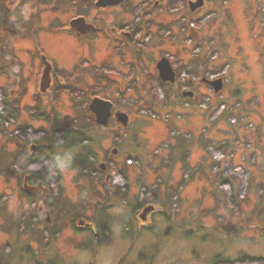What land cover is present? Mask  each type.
I'll use <instances>...</instances> for the list:
<instances>
[{
    "label": "rangeland",
    "instance_id": "374dc122",
    "mask_svg": "<svg viewBox=\"0 0 264 264\" xmlns=\"http://www.w3.org/2000/svg\"><path fill=\"white\" fill-rule=\"evenodd\" d=\"M229 5L231 22L221 19V32L215 34L221 38L214 61L219 60L225 69L223 89L215 92L202 86L195 89L198 97L188 99L181 98L174 88L160 99L139 82L135 83L137 91L126 92L123 88L127 83L120 78L113 82L114 94L112 90L109 97L129 118L127 130L109 126L108 132L97 129L91 136L98 161L117 146L112 136L123 139L116 161L125 166L121 177L129 194L120 213L112 215L106 236L72 226L73 221L79 225L80 219H96L92 209L98 204L96 194L90 192L87 209L92 208H85L77 183L81 176L75 171L61 172L64 211L50 215L45 231L42 215L29 221L32 212L20 194L22 174L12 167L7 171V167L12 166L13 153L20 146L11 134L16 126L50 131L63 125L66 117H77L78 112L89 116L86 104L72 102L68 92L60 91L52 101L54 87L47 94H36L42 59L27 53L28 47L37 43L49 62L68 73L83 58L103 64L108 49L98 42L93 51L77 52L57 44L52 37L41 36L37 42L13 38L14 46L20 49L19 58H0V86L19 101L20 112L8 128L0 123V264H208L216 253L264 257V0H231ZM70 83L85 91L91 79L86 74ZM203 96H208L204 103ZM32 107L45 110L47 116H34ZM173 131L177 140L171 141ZM237 139L240 143L252 141L235 147ZM167 140L169 144L177 141L179 149L173 150L169 169H157L169 154L170 150L162 148ZM208 145L223 150L224 156L210 155ZM183 158L181 165L178 162ZM227 161L228 171L224 166ZM185 172L186 181L182 177ZM243 174L249 176L246 186ZM112 177L116 180L117 174ZM138 185L142 200L154 206L143 224L128 203L139 195ZM117 199L111 194L109 202ZM27 239L32 254L25 255L19 249L26 247Z\"/></svg>",
    "mask_w": 264,
    "mask_h": 264
},
{
    "label": "flooded vegetation",
    "instance_id": "af4514ba",
    "mask_svg": "<svg viewBox=\"0 0 264 264\" xmlns=\"http://www.w3.org/2000/svg\"><path fill=\"white\" fill-rule=\"evenodd\" d=\"M97 1L0 0L1 59L19 58L20 49L18 50L13 42V38L18 39V37L23 41H29L32 38L35 42L40 40L41 36L52 37L57 44L62 43L77 52L93 51L98 42L108 49L104 52L103 64L97 65L83 58L78 65L73 66V71L69 73L65 72L64 68H57L53 61L49 62L50 60L48 61L44 56L43 47L36 45L37 43L33 48L28 47L26 50L27 53L31 51L32 54L39 55L42 59V72L46 64H49L51 68L49 74L51 80L48 87L41 91L39 83L36 94H47L54 87L55 94L49 98L52 101L57 99L60 91L68 92L72 102L81 100L82 104H86L85 107L89 114L85 116L81 112L84 121L79 125H74L66 117L67 120L63 125L54 127L50 131L24 126L31 129L24 132L28 138H24L26 136L22 135L20 126L14 128L20 133L19 136L15 135L20 146L15 151L17 158L13 157V161H17L20 170L18 173L22 174L20 175L22 186L20 194L26 201L28 212H32V215H29V221L33 216L42 215L45 231H48L47 223L51 220L50 215L58 216V213L64 211L60 201L63 196L60 190L61 172L67 169L81 176L78 179L81 181L77 183L78 190L84 194L85 208L87 209L91 204L90 192L96 194L98 201L92 209V215L97 218L90 217L91 219L86 220L87 222L80 219L81 223L84 222L79 225H75L73 221L72 226L75 229L88 230L90 233L93 231L94 235L97 232L99 236H106L108 228L111 227L112 215L119 214L121 207L126 204V196L129 192L121 177L125 166L122 168V164L116 161L121 154L119 145L122 138L120 139L118 135L112 136V143L117 146L112 147L111 153L98 161L91 136V133L97 129L108 132L109 126L115 129L120 126L127 130L129 118L127 117L126 125L117 120L115 114L118 111L124 112V110L116 106L114 99L109 97L112 90L114 94L113 82L116 79L120 78L127 83V88H123L125 92L133 89L137 91L138 87L135 83L139 82L146 88L148 87L147 92L150 95L162 93L166 96V92L175 88L181 98L188 99L192 96L198 97L195 89L202 86L214 91L209 82L214 79L221 80L222 89L224 84L226 85L224 66L220 67L219 60L214 61L221 48V38L216 37L215 34L221 32V19L224 22H231L232 18H229L231 0H100L101 4ZM30 5L31 11L26 14ZM211 27L216 30L212 31ZM204 31L205 34H203ZM83 69H86L87 77L91 79L90 86L85 91L71 87L70 83L80 81L86 76V74L82 76ZM161 69H164L167 79H163ZM6 92L5 90L4 96L16 114L15 121L20 114L19 101H15ZM96 97L107 99L112 103L111 114L106 124L96 122L88 107L91 100ZM207 97H202L203 103ZM38 98H35L36 101L39 100ZM0 113H2L0 114L1 122L4 123L8 120L7 110L2 112L0 110ZM31 114L47 116L45 110H39L36 107H32ZM29 132L34 134L39 132L41 135L31 137L32 134ZM55 135L57 138L64 136V142L70 137L80 138L81 143L69 149L67 148L69 142L68 144L52 142V139L56 138H54ZM170 137L171 141L172 139L177 140L176 131H173ZM251 141L252 139H247L244 143H240L237 139L234 145L236 147L237 143H240L243 147ZM162 145L164 150L170 151H168L167 158L162 160V164H158L157 169L163 167L169 169L173 165L170 159L172 152L178 150L180 144L177 141L169 144L167 140L162 142ZM224 145L221 147L226 148ZM207 147L210 151L215 149L209 145ZM253 149L255 151V147ZM74 159L76 162L80 161L82 165L72 169L70 162ZM183 161L184 158L178 163L184 165ZM227 163L228 161L224 165L225 169H228ZM11 167L15 168L9 165L7 171L11 170ZM114 174H117L116 180L112 177ZM186 176L185 172L182 176L185 181ZM140 187L141 185H138L139 192L142 191ZM111 194L119 200L109 202ZM140 194L141 192L139 195L135 194L132 203H128H130L129 206L134 216L139 219L140 224H143L145 220L148 221V213L152 214L154 206L148 202L145 203ZM140 208H142L141 211L138 210ZM145 208L149 209L143 215ZM106 211H108L107 214ZM166 232L167 230L164 233ZM129 235L131 238L134 236L132 232ZM27 240L29 242L26 247L21 248V246L19 249L25 255L32 254V247L29 246L31 245L30 239Z\"/></svg>",
    "mask_w": 264,
    "mask_h": 264
},
{
    "label": "trees",
    "instance_id": "16d2710c",
    "mask_svg": "<svg viewBox=\"0 0 264 264\" xmlns=\"http://www.w3.org/2000/svg\"><path fill=\"white\" fill-rule=\"evenodd\" d=\"M5 89L3 87L0 86V110L1 112L2 111H6L7 110V113H8V120L5 121V123H2L1 122V118H0V123H2L1 125H3V128L5 129L6 127L8 128V126H11L14 122V119H15V112L12 111V106L11 105H8V102H6V99H5ZM160 95V99L165 97V95H163L162 93H159ZM79 101V100H78ZM77 102V100L75 101ZM85 110L88 111V109L85 107L84 108ZM222 107H220L218 110H221ZM2 114V113H0ZM78 116L73 118V119H70L71 120V123H73L74 125H79L81 124V122H83V118H82V115L80 112H78L77 114ZM1 117V115H0ZM92 122L93 119H90ZM21 133L22 135L26 136L24 138H28L27 135H25V131H28V130H31L30 128L27 129L26 127L22 126L21 128ZM3 132L2 130V127H0V133ZM17 132V133H16ZM31 133V132H29ZM38 135H41L39 132H36ZM11 134H15L17 136H19V130L17 129H13L12 130V133ZM33 137L34 135H37V134H34V133H31ZM30 134V135H31ZM29 136V135H28ZM56 137V138H55ZM55 139H52V142H58V143H67L69 142V144L67 145V148H72V146L76 145V144H79L81 143L80 141V138H72L70 137L68 140H66V142H64V136L62 138V136L60 138H57V135L54 136ZM88 141V140H87ZM211 154L210 155H213L214 157L217 156V157H223L225 152H223V150H217V148H215L214 150H211L209 151ZM89 155V154H88ZM14 157L17 158V155H16V152L14 153ZM72 165H70L73 168H77V166H81L82 164L79 162H76V160H72ZM12 166L15 167L17 169L18 172H20L19 168H18V165H17V161H13L12 163ZM229 169H227L228 171ZM244 177L242 179L243 181V185H245L246 182L249 181V176H246V174H243ZM242 175H240L239 177H241ZM35 264H41L40 262L38 263H35ZM49 264H55L53 261H50ZM208 264H264V257H259V256H250V255H246V254H243L241 256H237V257H228L226 255H223L222 253L218 254H214L211 259L209 260Z\"/></svg>",
    "mask_w": 264,
    "mask_h": 264
},
{
    "label": "water",
    "instance_id": "95a60500",
    "mask_svg": "<svg viewBox=\"0 0 264 264\" xmlns=\"http://www.w3.org/2000/svg\"><path fill=\"white\" fill-rule=\"evenodd\" d=\"M99 4H101L100 0L97 1ZM50 65L46 64L44 67V70L41 74V82H40V90H45L49 83H50ZM161 73L163 74V79H167V76H165L166 74H164V69H161ZM170 77V75H169ZM210 85L213 87V90L215 92L219 91L222 89V82L220 79H214L212 81H209ZM189 94V93H188ZM111 105L112 103L109 100H104L102 98L96 97L94 99L91 100V102L89 103V109L91 110L92 114L94 115V119L96 122L100 123V124H106L108 121V117L111 114ZM115 117L117 118V120H119L120 122L123 123V125H126L128 122V118L127 115L122 112V111H118L115 114ZM149 208H145L143 210V215L146 214L145 212L148 211Z\"/></svg>",
    "mask_w": 264,
    "mask_h": 264
}]
</instances>
